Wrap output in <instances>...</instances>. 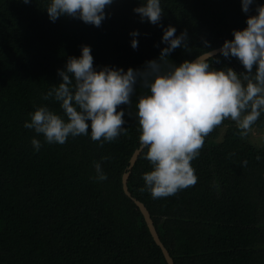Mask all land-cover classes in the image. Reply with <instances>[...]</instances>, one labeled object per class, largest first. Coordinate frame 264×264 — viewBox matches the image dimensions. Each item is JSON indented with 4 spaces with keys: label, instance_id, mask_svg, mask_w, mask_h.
<instances>
[{
    "label": "trees",
    "instance_id": "obj_1",
    "mask_svg": "<svg viewBox=\"0 0 264 264\" xmlns=\"http://www.w3.org/2000/svg\"><path fill=\"white\" fill-rule=\"evenodd\" d=\"M139 3L113 0L95 27L70 16L51 22L47 0H0V264H168L133 198L149 209L175 264H264V145L250 131L264 132V113L246 135L230 119L216 126L191 161L196 183L156 199L139 191L143 173L152 169L143 158L146 149L128 177L131 196L123 188V174L140 147L136 96L146 88L137 85L132 103L118 106L125 109L127 132L111 142L79 135L48 144L23 126L43 105L63 114L43 96L61 82L57 69L78 57L81 45L90 46L97 70L142 68L159 56L166 46L162 27L140 21L132 10ZM161 7V25L188 33L187 49L169 56L176 65L196 58L204 40L209 49L220 47L255 14L244 13L241 0H161ZM132 30L140 33L135 50ZM215 56L220 63L213 67L244 71L236 58ZM33 137L41 142L39 151ZM94 162L106 180L94 179Z\"/></svg>",
    "mask_w": 264,
    "mask_h": 264
},
{
    "label": "clouds",
    "instance_id": "obj_2",
    "mask_svg": "<svg viewBox=\"0 0 264 264\" xmlns=\"http://www.w3.org/2000/svg\"><path fill=\"white\" fill-rule=\"evenodd\" d=\"M112 4L113 0H47L44 9L51 22L70 16L99 27ZM241 9L255 14L247 16L246 27L233 29V38L225 39L218 51L226 59L236 58L244 71L213 67V61L220 60L215 56L217 50L208 48L207 40L194 60L174 64L169 56L178 47L187 49V30L177 35L176 27L161 25V0H140L132 9L140 21L162 27L161 43L166 46L159 56L147 60L142 68L105 65L97 70L90 46L81 45L80 55L69 56L64 68L57 69L61 82L43 96L56 101L63 114L43 105L28 114L30 120L23 126L42 135L48 144H64L68 137L79 135L101 144L111 142L127 132L122 126L126 123L125 109L117 108L132 103L139 85L147 92L136 96L138 139L140 147L146 149L143 158L152 165L143 173L144 187L139 191L147 190L156 199L194 185L197 177L191 161L199 155L205 137L225 119L235 122L246 135L264 113V3L241 0ZM129 35L135 50L140 33L132 30ZM31 144L34 151L40 150V140L33 137ZM93 166L94 179L106 180L101 163Z\"/></svg>",
    "mask_w": 264,
    "mask_h": 264
},
{
    "label": "water",
    "instance_id": "obj_3",
    "mask_svg": "<svg viewBox=\"0 0 264 264\" xmlns=\"http://www.w3.org/2000/svg\"><path fill=\"white\" fill-rule=\"evenodd\" d=\"M219 48L220 47L214 48V49L217 50L215 55L219 53V51H218ZM141 151H142L141 147L137 148L134 151L133 155L131 156L128 169L123 174V188H124L126 194L129 195V196H131V194L129 192L128 185H127L128 177H129V175L131 173V170H132V168H133V166H134V164H135V162H136V160H137V158H138V156H139ZM133 200L135 201L137 206L140 208V210H141V212H142V214L144 216V219H145V221H146V223L148 225V228H149L154 240L156 241V243L162 249V252H163V254L165 256V259H166L167 263L168 264H175L174 259L171 256L169 250L167 249V247L164 245V243L162 242V240L160 238V235H159V233L157 231V228H156V226L154 224V221H153V218L151 216V213H150L149 209L147 208V206L142 201H140V200H138L136 198H133Z\"/></svg>",
    "mask_w": 264,
    "mask_h": 264
},
{
    "label": "rangeland",
    "instance_id": "obj_4",
    "mask_svg": "<svg viewBox=\"0 0 264 264\" xmlns=\"http://www.w3.org/2000/svg\"><path fill=\"white\" fill-rule=\"evenodd\" d=\"M251 137L253 141L259 145H264V132L258 129H251ZM133 264H145L141 259H137Z\"/></svg>",
    "mask_w": 264,
    "mask_h": 264
}]
</instances>
